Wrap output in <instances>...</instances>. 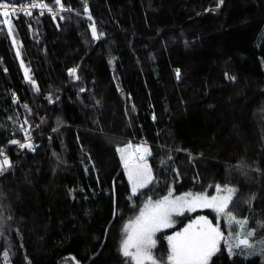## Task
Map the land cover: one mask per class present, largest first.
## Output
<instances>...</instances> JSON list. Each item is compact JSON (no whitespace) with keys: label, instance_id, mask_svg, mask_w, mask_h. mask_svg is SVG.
I'll list each match as a JSON object with an SVG mask.
<instances>
[{"label":"trees","instance_id":"16d2710c","mask_svg":"<svg viewBox=\"0 0 264 264\" xmlns=\"http://www.w3.org/2000/svg\"><path fill=\"white\" fill-rule=\"evenodd\" d=\"M62 4L58 24L0 23V146L20 137L21 115L36 142L9 146L0 170V264H122L121 228L141 203L227 194L215 185L236 190L229 210L264 236V0ZM130 141L148 145L154 172L137 196L117 151ZM194 213L224 233L208 264H264L229 252L224 215Z\"/></svg>","mask_w":264,"mask_h":264},{"label":"snow or ice","instance_id":"6c2138e0","mask_svg":"<svg viewBox=\"0 0 264 264\" xmlns=\"http://www.w3.org/2000/svg\"><path fill=\"white\" fill-rule=\"evenodd\" d=\"M53 4L58 5L60 10H70L64 8L62 0H53ZM31 7L47 9L53 16L56 14L47 4L32 3ZM8 9L9 3L0 0V16L4 17L0 23L8 25V31L11 33L12 26L8 17L10 14H16L17 10L12 8L10 12ZM19 11L25 15H31L30 11L24 9ZM40 14L42 15L43 12ZM92 35L99 39L94 24L92 25ZM76 71L75 68L69 69V75L75 76ZM177 75L179 76V70H177ZM11 143L19 142L12 141ZM20 147H32V145L20 144ZM128 149H133V151L126 155ZM117 151L121 154L124 168L128 173L132 195H140V190L147 188L154 180L151 168L146 163V156L151 155L150 149L144 145H137L133 148L131 144H128L125 148H118ZM0 154H2V150H0ZM4 166H11L6 156L3 161H0V170H3ZM215 188L218 194L221 192L227 194L210 197L206 193H185L183 196L173 197L172 192L169 191L168 195L162 199L153 201L149 197L140 208L139 215L124 226L126 236L121 244L123 255L130 257L135 261V264H146L147 261L157 264L156 259L152 256V249L156 247L157 243L156 234L164 229L172 228L175 223L174 216L183 215L185 211L194 212L198 208L213 209L218 214L224 215L229 225H236L241 229V232H237V236L239 237L241 234L244 236L236 247H251L249 238L255 235V230L245 231L248 224L247 218L237 219L229 210V204L236 190L227 186L222 188L220 185H215ZM223 238L224 233L220 230L219 221L213 225L206 216H198L181 231H175L165 237L170 250L167 261L170 264H208L211 256L219 251V244ZM261 244L264 245V241H261ZM231 250L229 248V252Z\"/></svg>","mask_w":264,"mask_h":264},{"label":"rangeland","instance_id":"374dc122","mask_svg":"<svg viewBox=\"0 0 264 264\" xmlns=\"http://www.w3.org/2000/svg\"><path fill=\"white\" fill-rule=\"evenodd\" d=\"M55 21H56V24H58L57 23L58 22L57 18L55 19ZM25 75H26V77H28V74L25 73ZM23 118H24V116L21 115L20 119L22 120ZM24 119L26 120V118H24ZM128 144H131L133 146V148H135V146H137V145H144V146L148 147L147 144L140 143V142L139 143H134V142L130 141L127 144H125V145H123V146H121L119 148H125V146L128 145ZM132 151H133V149H128L126 155L127 154H131ZM120 158H121V154H120ZM1 161H3V159H1ZM121 161H122V159H121ZM146 163L151 168L152 176L154 178V172H153L151 164H150V162L148 160V155L146 156ZM122 164H123V161H122ZM123 169L125 171V174H126V177H127L128 181H129L128 173H127L126 169L124 168V165H123ZM129 184H130V187H131L130 181H129ZM185 193H190V192H183V193H180V194L172 193V195H173V197H175V196H183ZM166 195H168V194H165L164 196H166ZM164 196L159 197V198H151V199L153 201H155V200H158V199H162ZM144 202L141 203V205L139 206V208L136 211V213L131 218H129L128 220H126L124 222V224H123V226L121 228V235H120V241H119V248L120 249H121L122 241L125 239V236H126V233H125V230H124V226L126 224H128L129 221L134 220L135 217L139 215L140 208L143 206ZM198 209H201V208H198ZM194 212H196V211H194ZM194 212L185 211L183 215L174 216L173 219H174L175 223H174V226L172 227L173 232L181 231L188 223H190L192 220L196 219L198 216H206L210 220V218L207 215H205V214H201L200 215V214L194 213ZM187 213L193 214V215L191 217H189L187 215ZM212 223H213V225L217 224V222H213V221H212ZM224 223H225V227H226V229L228 230V233H229V236L227 237L226 244H227L228 250H229V248L232 249L231 252H230L231 254H233L235 252V250L236 251L237 250L240 251L239 253H241L242 255L243 254L244 255H250V254L262 255V254H264V245L261 244V241H264V236H260V237L252 236V237L249 238V244L252 245L251 247L241 246L240 248H237L236 245L239 243V240L241 238H244L243 234H241V236H239V237L237 236V232H241V229L238 226H236V225H229L227 223V220ZM219 225L221 226L220 223H219ZM233 226H236V231L235 232H232ZM174 229H176V230L174 231ZM245 231H250L249 228H248V224H247V226L245 228ZM173 232L171 234H173ZM159 234L157 233L156 237H155L157 243H156V247L154 249H152V256L155 258V257H158L159 255H164V256H166V259H167L170 250H169L168 242L165 239V237L168 236V235H171V234L168 233V235H166L162 239H159V236H158ZM120 251H121L122 256H124L123 253H122V250H120ZM155 259L157 261V258H155ZM122 264H135V261L132 260L130 257H125V260L123 259ZM146 264H151V261H147ZM160 264H163V262H160Z\"/></svg>","mask_w":264,"mask_h":264},{"label":"built area","instance_id":"2783aa9c","mask_svg":"<svg viewBox=\"0 0 264 264\" xmlns=\"http://www.w3.org/2000/svg\"><path fill=\"white\" fill-rule=\"evenodd\" d=\"M3 2L9 3V9L8 10L10 12H11L12 8H15L17 10L16 14H14V15L10 14L8 19H10L11 16H16L18 14L23 13V12L19 11L20 9H24L25 11H30L31 14H40L41 12H43V14H50L51 16H53V14L49 13L47 11V9H44V8H32L31 7L32 3L45 4L43 2L18 1V0H3ZM49 7H51L53 9V12L56 13L55 16H53L54 19H56V15H57L58 11L60 10L59 6L57 5V7H52V6H49ZM64 8L67 9L65 6H64ZM88 25L90 27H92L93 21H88ZM16 99H17L16 95H13V100L16 101ZM19 129H20V134H21L20 137L15 138L14 140H12V141H18L19 143H11L12 142L11 141L6 146H0V150H2V154H0V161H1V159H4L6 151H7L9 146H17V147L21 148L20 144H25V145L30 144V145H32V147H24V148L28 149L29 151H34V148L36 146V142L34 140V137H32L31 134H30L29 122L26 121L24 118L21 120L20 117H19ZM24 148H21V149H24ZM4 168H5V166L3 167V169Z\"/></svg>","mask_w":264,"mask_h":264}]
</instances>
